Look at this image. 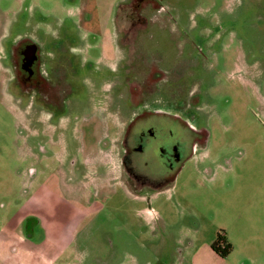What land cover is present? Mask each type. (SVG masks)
<instances>
[{
	"label": "rangeland",
	"instance_id": "374dc122",
	"mask_svg": "<svg viewBox=\"0 0 264 264\" xmlns=\"http://www.w3.org/2000/svg\"><path fill=\"white\" fill-rule=\"evenodd\" d=\"M129 1L0 0V240L14 216L31 217L29 243L62 250L53 264H264V0ZM21 40L40 48L46 70L71 57V93L55 113L14 83ZM133 40L130 52L179 77L204 136L168 185L146 193L116 181L130 180L123 128L144 110L122 69ZM163 81L153 98L184 117L164 96L182 90ZM106 128L115 131L102 148ZM217 233L232 246L226 258L210 248Z\"/></svg>",
	"mask_w": 264,
	"mask_h": 264
},
{
	"label": "flooded vegetation",
	"instance_id": "af4514ba",
	"mask_svg": "<svg viewBox=\"0 0 264 264\" xmlns=\"http://www.w3.org/2000/svg\"><path fill=\"white\" fill-rule=\"evenodd\" d=\"M148 1L152 4L151 9L157 6L154 0H130L129 4L135 3L136 7L144 10L142 4H147ZM123 6L122 4L121 7ZM140 14L136 16V19H140L139 16L142 17V12ZM136 19L131 21L134 23L133 28L129 27L131 33L133 30L136 31ZM140 22L138 20V23ZM116 25L118 33L116 46L122 49L127 45L123 41L122 26L119 25V22ZM133 41L130 48L127 47V57L122 64V69L125 70V79L130 76L134 81L132 86L134 92L138 90L139 93V99L136 100L133 107L134 111L144 110L137 112L134 119H131V116L129 124L123 128L118 156L120 174L130 180L116 181L123 187L131 188L135 193H146L149 190L160 191L168 185L190 153L196 147L203 146L204 136L199 135L191 124L193 117H190L187 110L188 104L182 98L184 90L179 85V77L172 73L171 68L165 65L161 58L130 52L131 49L133 50V46L137 45L136 41ZM10 63L9 70L13 75L14 83L26 89L27 94L33 93L44 109L55 113L64 105L72 88L68 83V72H65V67L72 65L70 56L57 54L55 63L46 70L43 68L46 65V58L41 54L40 48L28 40H21L12 47ZM75 73L76 70L72 69L69 72L70 75ZM164 78H170L172 81L169 82L168 87L174 85L182 90L179 100L172 101L167 95L164 94V96L166 101L185 115L184 117L162 108L161 104L153 98L155 93L163 89L164 81L162 83V80ZM151 85H154L158 91L151 92ZM169 91H172V88L167 90V92ZM120 117L121 115L115 116L116 128ZM114 131L106 128L104 130L106 134L101 141L97 142V146L104 148L109 142V135ZM97 149L95 148L94 151ZM103 166L105 165L101 167ZM85 198V196L80 197V199ZM88 200L89 198L84 202L86 203ZM31 220L28 219L27 223Z\"/></svg>",
	"mask_w": 264,
	"mask_h": 264
},
{
	"label": "crops",
	"instance_id": "0c3cea01",
	"mask_svg": "<svg viewBox=\"0 0 264 264\" xmlns=\"http://www.w3.org/2000/svg\"><path fill=\"white\" fill-rule=\"evenodd\" d=\"M15 218V219H14ZM11 220V228H6L5 235L0 240V252L4 258L3 264H53L62 252H56L53 243L43 241L38 245H31V234L26 235L25 230H32L26 223L27 220L32 219L28 217L18 219L14 216ZM33 220V219H32ZM55 255V256H54Z\"/></svg>",
	"mask_w": 264,
	"mask_h": 264
},
{
	"label": "trees",
	"instance_id": "16d2710c",
	"mask_svg": "<svg viewBox=\"0 0 264 264\" xmlns=\"http://www.w3.org/2000/svg\"><path fill=\"white\" fill-rule=\"evenodd\" d=\"M212 251H214L221 258H226L232 250L231 244H229L221 233H217L215 241L210 245Z\"/></svg>",
	"mask_w": 264,
	"mask_h": 264
}]
</instances>
